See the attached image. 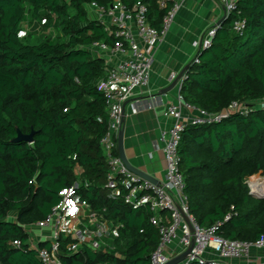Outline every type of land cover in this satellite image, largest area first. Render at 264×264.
<instances>
[{"label":"trees","instance_id":"obj_1","mask_svg":"<svg viewBox=\"0 0 264 264\" xmlns=\"http://www.w3.org/2000/svg\"><path fill=\"white\" fill-rule=\"evenodd\" d=\"M114 1L0 0V264H42L25 245L26 226L44 219L59 191L76 180L82 198L106 208L124 228L109 253L87 248L71 254L69 239L62 238L63 263L151 264L159 235L148 210L110 199L104 188L108 163L100 140L109 122L98 84L107 63L87 48L117 38L89 17L87 5L107 10ZM138 1L159 29L166 11L158 0H121L129 10ZM237 20L245 21L242 33L234 30ZM26 25L28 33L20 36ZM180 93L207 113L233 101L251 108L218 123L188 124L179 153L197 222H221L217 235L225 239L256 241L264 236V198L250 193L247 179L264 174V0H237L212 46L186 71ZM18 130L33 133V142L15 141ZM17 239L20 247L13 245Z\"/></svg>","mask_w":264,"mask_h":264},{"label":"built area","instance_id":"obj_2","mask_svg":"<svg viewBox=\"0 0 264 264\" xmlns=\"http://www.w3.org/2000/svg\"><path fill=\"white\" fill-rule=\"evenodd\" d=\"M184 1L158 0L159 7L166 11L159 29L148 22V8L142 1H138L133 10L126 8L121 0H115L107 10L92 4L99 12L100 20L107 25L110 35L116 37L117 41L113 45L96 41L87 49L94 55L102 57L103 53L108 51L129 55L119 62L107 63L106 74L98 84L107 99L109 122L108 130L100 140L108 163L104 188L108 198L121 199L130 207H144L148 210L150 223L157 229L159 235L158 244L150 254L151 264H166L172 257L180 254L172 256L169 253V247L175 241L179 242L183 251L194 243L190 254L180 264H227L225 260L229 258L247 259L246 264H264V259L250 258L254 249L264 253V236L253 242L225 239L217 235L221 222L208 227L197 222L190 212L185 192L186 177L180 168L179 147L182 132L188 124L218 123L234 112L248 114L251 110L248 105L233 101L222 112L207 113L186 102L179 93L178 101L169 105L165 111L167 116L173 117L176 121L161 135L166 169L164 178L159 180L158 184L131 171L119 154L118 135L122 127L123 104L135 95L136 89L148 85L154 63L150 48L166 37ZM218 1L224 8V18L236 9L237 0ZM106 13L112 15L109 21L103 20ZM132 22L136 26L137 34L148 48H144L136 40ZM219 27L220 22L215 23L208 29L206 36L200 42H196L199 52L212 46ZM244 28V20H237L234 23L236 32L242 33ZM28 31L26 25L20 36H25ZM194 61H197V57ZM184 78L185 75L182 79ZM260 105L264 108V99ZM184 110L196 111L197 114L190 116L185 122ZM253 176L247 179L250 193L264 194V191L260 193L256 189L258 185L264 190V180L258 179V183L254 184ZM81 184L80 180H76L72 185L62 188L59 191V202L52 207L48 215L26 226L29 238L25 245L37 252L42 264H64L60 255L62 238L69 239L65 246L66 251L71 254L87 248L104 253L116 250L115 240L120 237L124 223L107 217L106 208L96 209L92 203L82 198L79 193ZM33 228L43 230V233L48 232L34 238L30 233ZM13 245L20 247L22 241L14 240ZM208 251L215 253L217 258H208L206 256Z\"/></svg>","mask_w":264,"mask_h":264},{"label":"crops","instance_id":"obj_3","mask_svg":"<svg viewBox=\"0 0 264 264\" xmlns=\"http://www.w3.org/2000/svg\"><path fill=\"white\" fill-rule=\"evenodd\" d=\"M89 17L99 19V12L92 5H87ZM112 15L106 13L103 20L109 21ZM224 18V8L218 0H185L181 5L166 37L152 46L154 63L148 85L136 89L135 95L126 101L124 115V148L128 160L139 169L161 180L165 176L166 163L161 140L162 132L175 123V119L167 116V107L178 101L180 87L184 79L171 90L163 93L182 69L192 63L199 52L196 42H200L208 29ZM136 40L144 47L148 45L137 34L132 22ZM38 33L41 28L37 25ZM129 55L105 52L106 63H116ZM185 122L196 111H183ZM28 229V228H27ZM48 231H44L46 233ZM34 238L41 237L43 230L33 228L30 231ZM183 251V247L175 241L169 247V253L174 256ZM208 258H217L212 251L206 253ZM251 259H264L261 250L254 249ZM227 264H246L247 259H226Z\"/></svg>","mask_w":264,"mask_h":264},{"label":"water","instance_id":"obj_4","mask_svg":"<svg viewBox=\"0 0 264 264\" xmlns=\"http://www.w3.org/2000/svg\"><path fill=\"white\" fill-rule=\"evenodd\" d=\"M112 6V5H111ZM222 19L219 21L221 22ZM191 66V63L186 65L182 71H180V73L177 75V77L173 80V82L166 88H164L162 90L163 93L171 90L173 87H175L178 82L184 77L186 71L188 70V68ZM125 109H126V103L123 104V119H122V127L119 131V135H118V149H119V154L120 157L122 159V161L124 162V164L133 172H135L136 174L140 175L141 177L150 180L151 182L158 184L159 180L155 177H153L152 175L148 174L147 172L139 169L138 167L134 166L127 158L126 156V152H125V148H124V115H125ZM28 141V142H33V133L31 134H23L20 130H18V136L16 137L15 141ZM252 195L258 197V198H264V194H258L255 192H251ZM194 246V243L191 244L190 247H188L185 251H183L182 253L172 257L166 264H180L182 261H184L188 255L190 254L192 248Z\"/></svg>","mask_w":264,"mask_h":264},{"label":"rangeland","instance_id":"obj_5","mask_svg":"<svg viewBox=\"0 0 264 264\" xmlns=\"http://www.w3.org/2000/svg\"><path fill=\"white\" fill-rule=\"evenodd\" d=\"M34 38L38 37V35L36 34L35 36H33ZM258 177V179L260 180H264V175L262 173H258L256 175L253 176V180H256V178Z\"/></svg>","mask_w":264,"mask_h":264},{"label":"bare ground","instance_id":"obj_6","mask_svg":"<svg viewBox=\"0 0 264 264\" xmlns=\"http://www.w3.org/2000/svg\"><path fill=\"white\" fill-rule=\"evenodd\" d=\"M252 183L257 184V183H258V177L256 178V180H253V179H252ZM256 187H257L256 189H257L260 193H263L264 190H263L262 187H260V186H258V185H257ZM258 187H259V188H258Z\"/></svg>","mask_w":264,"mask_h":264}]
</instances>
